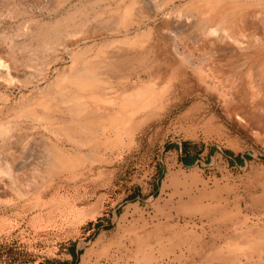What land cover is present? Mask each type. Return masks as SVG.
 <instances>
[{
	"label": "rangeland",
	"instance_id": "obj_1",
	"mask_svg": "<svg viewBox=\"0 0 264 264\" xmlns=\"http://www.w3.org/2000/svg\"><path fill=\"white\" fill-rule=\"evenodd\" d=\"M45 1L48 5L52 0ZM90 1L68 0L54 11L0 0V39L20 44L23 33L34 26L31 18L48 20L67 10L76 11L77 31L81 24L101 30L96 42L110 38L104 32L108 3ZM69 64L66 56L53 68ZM53 74L26 86L17 80L0 84V128H9L0 138L8 154H0V160H13L14 169L2 177L0 264H264L263 243L237 250L234 263L226 252L243 232L254 231L240 237L244 246L251 236L264 237V143L218 107L211 112L212 124L203 116L199 121L183 119L192 103L187 99L162 120L144 122L121 144L97 136V149L85 162L62 170L39 188L20 186L19 173L36 179L53 137L30 118L12 117L14 105L23 94L31 100L36 95L32 83L43 87ZM157 227L146 237L147 250L154 255L143 259L136 252V238ZM162 246L173 248L159 253ZM218 247L223 252L213 253Z\"/></svg>",
	"mask_w": 264,
	"mask_h": 264
},
{
	"label": "bare ground",
	"instance_id": "obj_2",
	"mask_svg": "<svg viewBox=\"0 0 264 264\" xmlns=\"http://www.w3.org/2000/svg\"><path fill=\"white\" fill-rule=\"evenodd\" d=\"M20 1L54 11L68 2ZM105 1L109 27L104 32L110 38L101 42L95 38L99 29L80 24L77 31L76 11L71 10L48 20L31 18L34 26L23 33L25 40L20 44L0 39V84L17 80L26 86L54 73L43 87L32 83L36 95L31 100L22 93L14 105L12 117L30 118L53 137L36 179L19 173L20 186L39 188L62 170L71 171L85 162L97 149V136L121 144L124 136L128 140L144 122L162 120L187 99L192 103L181 118L199 121L203 116L205 123L212 124L211 112L218 107L264 143V0ZM66 56L69 65L53 68ZM8 131L1 127L0 138ZM3 144L0 154L4 155L8 149ZM84 145H88L85 151ZM12 161L0 160V196L3 175L14 171ZM41 174L46 179L41 180ZM158 229L137 236L136 252L143 259H152L146 237ZM247 234L254 235V231L243 232L228 243L229 262L238 260L237 252L264 244L261 234L240 245V237ZM172 248L162 246L159 253ZM215 249L213 253L223 252L222 247Z\"/></svg>",
	"mask_w": 264,
	"mask_h": 264
},
{
	"label": "trees",
	"instance_id": "obj_3",
	"mask_svg": "<svg viewBox=\"0 0 264 264\" xmlns=\"http://www.w3.org/2000/svg\"><path fill=\"white\" fill-rule=\"evenodd\" d=\"M40 264H64V263H59V262H56V261H52V260H47V261H45V262H43V263H40Z\"/></svg>",
	"mask_w": 264,
	"mask_h": 264
}]
</instances>
